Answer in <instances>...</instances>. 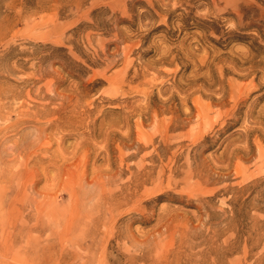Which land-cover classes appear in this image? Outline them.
Segmentation results:
<instances>
[{"label":"rangeland","instance_id":"rangeland-1","mask_svg":"<svg viewBox=\"0 0 264 264\" xmlns=\"http://www.w3.org/2000/svg\"><path fill=\"white\" fill-rule=\"evenodd\" d=\"M0 264H264V0H0Z\"/></svg>","mask_w":264,"mask_h":264}]
</instances>
